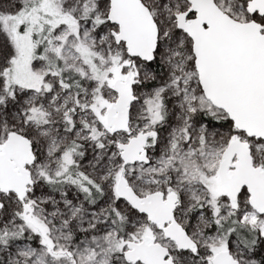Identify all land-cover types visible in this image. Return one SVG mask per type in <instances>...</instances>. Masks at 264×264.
<instances>
[{
    "label": "snow or ice",
    "instance_id": "6c2138e0",
    "mask_svg": "<svg viewBox=\"0 0 264 264\" xmlns=\"http://www.w3.org/2000/svg\"><path fill=\"white\" fill-rule=\"evenodd\" d=\"M0 264H264V0H0Z\"/></svg>",
    "mask_w": 264,
    "mask_h": 264
}]
</instances>
